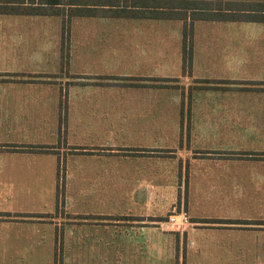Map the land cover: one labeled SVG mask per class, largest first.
<instances>
[{"label": "crops", "instance_id": "0c3cea01", "mask_svg": "<svg viewBox=\"0 0 264 264\" xmlns=\"http://www.w3.org/2000/svg\"><path fill=\"white\" fill-rule=\"evenodd\" d=\"M167 1L157 7L132 4L130 15L0 14L40 20L51 30L44 50L19 51L33 61L23 58L20 69L0 78V264H150L162 254L161 244L175 236L184 242L186 232L196 230L193 225L185 232L171 228L165 218L176 209H185L191 221H222L225 229L236 221L243 234L264 241V231L252 233L264 230V21L231 15L239 13L233 8L238 3L231 1L208 0V12L222 15L212 19L196 18L201 1ZM241 2L238 8L255 13L260 8L254 5H264ZM185 25L191 26V39L199 25L210 27L204 37L214 39L211 43L217 37L223 41L191 44L185 65L179 40ZM238 46L243 65L230 68L226 62ZM192 67L199 73L200 92L191 96L183 92ZM236 68L241 76L231 78ZM216 77H221L216 84L208 83ZM63 85L82 93L64 96L58 89ZM83 102L89 107L79 108ZM44 124L49 136L56 134L46 145L60 140L94 156L97 151L119 154L125 145L133 149L129 172L114 169L108 177L99 176L119 198L128 196V210L99 213L98 218L106 213L108 218L90 222L79 220L84 209L68 213L69 206L57 205V193L66 192L69 180L59 178L57 160L48 163L53 160L44 161L40 150L32 149ZM85 132L94 137H83ZM99 133L110 134L102 138ZM123 136L130 142H122ZM91 158L99 159L85 157ZM86 180L91 178L70 181ZM126 182L129 189L122 190ZM40 194L52 198L55 209L37 214L43 217L11 206L15 199ZM59 208L71 217L61 212L54 217ZM75 228L82 232L73 238L68 229ZM70 239L79 246L91 240V246L71 253Z\"/></svg>", "mask_w": 264, "mask_h": 264}, {"label": "rangeland", "instance_id": "374dc122", "mask_svg": "<svg viewBox=\"0 0 264 264\" xmlns=\"http://www.w3.org/2000/svg\"><path fill=\"white\" fill-rule=\"evenodd\" d=\"M14 1V0H11ZM27 1V0H26ZM30 1V0H28ZM34 1H40V0H34ZM122 1V0H121ZM156 1V2H155ZM124 0L123 4H135V3H149L150 5H160L162 4L163 0ZM169 1V0H168ZM167 1V2H168ZM196 3H201L203 1L208 0H194ZM201 1V2H199ZM211 1V0H209ZM215 1V0H212ZM225 1H231L233 3H244L241 1H260L264 2V0H224ZM62 6L55 7V6H48L45 7V10L47 12H58L59 14H68L69 11H71L67 6V2L69 3H83V4H90V3H99V1H93V0H61ZM102 2V1H101ZM135 2V3H134ZM113 3H118V0H114ZM120 3V2H119ZM255 3V2H253ZM257 4H259L257 2ZM254 5L256 9L261 8L264 9V5L261 4ZM236 10H238L237 5L234 4V7ZM192 16H196V14L192 13ZM59 25H62L63 35L65 34V25L66 22H60ZM210 27L205 29V26H196V30L193 31V38L191 39V44L194 47H200L199 45H205L206 42H208L209 45L221 43L223 40L219 39L220 37H217L213 43H211V40L214 39H207L204 36L205 30H209ZM50 29L48 23L41 22L40 20H25L24 18L22 20H16L13 17H7V16H0V78L7 75V71L11 70H17L16 68H21L20 66L23 64L24 59H27L30 62V60L33 61L31 56L24 57L25 54L20 55L19 51L23 48H27L28 46L39 48V46H42L43 48H46L48 46L47 41L50 37ZM252 35L258 34V30L255 32L252 31ZM65 37V35L63 36ZM41 40V43L37 42V40ZM36 39V40H34ZM45 40V41H44ZM182 44V37L179 39ZM233 40L241 41V38H235ZM253 41H259V38L251 39ZM64 46V43H63ZM192 47V48H193ZM239 48L233 49L234 52L237 54L236 56H232L229 58V60L226 62V65H229L230 68L232 66L241 67L243 65V56L242 54L243 48L238 46ZM44 50V49H43ZM244 50L247 52V48L245 47ZM65 50L63 49V52ZM66 53V52H65ZM65 53L63 54V63L65 62ZM24 58V59H23ZM235 58V59H234ZM38 62V61H37ZM188 65V64H186ZM46 66V63L44 64V67ZM39 67V65H38ZM220 67H217V70H221ZM233 75L229 73V76L231 78H240L241 73L240 69H233ZM238 72V73H236ZM5 74V75H4ZM64 74V73H63ZM199 73H195L194 69L192 67L191 73L188 74L189 79H191V82L188 83L190 86L185 90L187 95H193L200 92L199 88H197ZM221 77H216V79H210L208 83L210 84H216L218 79ZM225 79V78H223ZM157 81H160V83H164L166 80L164 79H156ZM171 82H174L171 80ZM161 85V84H160ZM159 86V85H157ZM70 86L69 85H63V87L58 86L59 92L60 90H64V96L67 95H74L77 92L74 90L69 91ZM95 91V90H94ZM204 93V90L202 91ZM92 93V92H90ZM96 93V92H94ZM66 103H62L63 107L65 108ZM88 108L89 104H86L85 102L80 103L79 108ZM62 109V108H61ZM41 135L38 141V144L33 145V150H40L43 155L44 161L52 159L53 161H46L48 163H54L57 160V165H59V178L64 180H69L68 188L65 192V190H62V192L57 193V205L59 206H69L68 213L74 212L75 209H84L82 210L85 213L79 212L81 214L79 216V220H83V218L90 220L93 219H106L108 217L107 213L104 217L98 218L101 214H104V212L112 211L114 212V209H122V210H128L129 209V201L130 199L128 196L122 195L121 198H119L118 195H115L112 192V189H109L107 186H110L109 181H102L103 178H99V176H106L108 177L109 174H111V171L115 170H126L129 172V169L132 168V165H129V156L131 157V152L133 149L127 147L128 145H125L123 149H120L119 154H106L99 152V156H94L92 153H85L83 151L84 147H73V146H64L60 145V140L58 141L57 145H46L44 142H47L48 140H51V138L55 139L56 134L49 136V127L44 124L41 128ZM58 135H60V130L57 131ZM110 133H99L98 135L102 138L108 136ZM89 135L93 138L94 135L88 132H85L83 134V137L89 138ZM124 135V134H122ZM57 139V138H56ZM89 139H87L88 142ZM122 142L129 143V136H123ZM89 145V144H88ZM55 146L54 151H48L51 147ZM74 148H78V152L74 151ZM97 154V153H95ZM85 157H97L85 159ZM102 160V161H101ZM43 161V164L46 163ZM121 161V163H120ZM41 168V170H44L45 168L42 167H36ZM81 177H90L91 181L86 180L85 182H72L70 181L72 178H77L79 181V178ZM130 186V183H122V190H128ZM118 189V188H117ZM43 195V196H42ZM66 196V197H65ZM115 202H119L115 203ZM15 209L20 210H26L27 212H32L35 215H28L33 217H39V216H45V214L37 215L39 212H49L52 211L54 208H51L52 206V198H46L44 197V194H40L39 196L35 195L34 197H22L21 199H15L14 205H11ZM119 206V207H118ZM55 210V209H54ZM53 210V211H54ZM64 209L59 208L56 210L54 217H59L62 213V216L70 218V215H64L63 211ZM175 212H184V215L187 217L188 221L186 222H178V224H172L168 223L171 228L180 230V231H186L187 228H189L191 225H193L196 230L190 229L185 234V239L183 242L180 241L177 242V237L175 236L172 240L169 242H164L160 245L159 249L161 250L162 254L160 256H155L150 264H262L264 262V241H260V238L255 237L251 238V236H247V234H243L242 229H239L235 227L236 221H231L233 226L231 228H223L222 227V221H204V220H197V221H191L189 218V215L185 209H181L180 211ZM58 211V212H57ZM61 212V213H60ZM172 211L167 214L165 220L168 221L169 215H171ZM24 214V213H23ZM28 214V213H25ZM90 214V215H89ZM0 215L2 213L0 212ZM181 216V215H180ZM175 220H181L177 217ZM1 221V219H0ZM193 222H195L193 224ZM240 222V221H239ZM261 226L264 227V221H261ZM81 224V223H78ZM91 223L87 224V227H91ZM192 226V227H193ZM83 230H86L83 229ZM223 230H228V232H222ZM71 232L70 235L73 238L78 237L79 232H82L79 230V228L75 229H68V232ZM263 229H257L256 231H253L252 233H262ZM213 232V233H209ZM223 233H232L228 237L225 236ZM252 235V234H249ZM74 239H70L71 243V253L78 252L80 249L83 251L84 244L91 246V240H87L86 243H82L80 246L77 245V243L73 242ZM156 250V248H155ZM130 252V251H129Z\"/></svg>", "mask_w": 264, "mask_h": 264}, {"label": "trees", "instance_id": "16d2710c", "mask_svg": "<svg viewBox=\"0 0 264 264\" xmlns=\"http://www.w3.org/2000/svg\"><path fill=\"white\" fill-rule=\"evenodd\" d=\"M60 1L61 0H40V1L0 0V14L2 13H16V14L22 13V14H42V15L59 14L58 12H47L45 10V7L62 6L61 5L62 2ZM93 1H99V0H93ZM182 1H183V4L185 5L188 3L192 5L195 2V1L191 2L192 0H182ZM113 2L114 0H100L99 3H90V4L74 3V2L68 3L67 2V6L69 8H72L70 9L71 11L68 12V14L70 15H94L96 13H103V14L116 13V14L130 15V14L135 13L133 11L134 9H132L134 8V5L132 6V4H123L124 0L122 1L118 0V3H113ZM151 6L155 7V5H151ZM157 6L158 5H156V7ZM202 6L203 7H200L201 9H199L201 10L200 11L201 13H199L200 15L196 18L212 19L213 17L215 18V16H217L218 18L222 16L218 12L213 13L214 15L208 12L210 9L209 8L210 2L208 1L202 2ZM238 9H239L238 10L239 13H235V12H232V13L228 12V13H230L231 15L233 14V16L236 14H239L240 16H246L245 19H249V20L264 21V9L260 8L258 9L259 12H256V13L254 11H244V9H242L241 6H239ZM248 12H251V13H248ZM233 19L237 20L236 18H233ZM182 51H183V59H184L185 65L186 63L189 65L190 57H191V26L186 27L185 25L184 27L183 39H182Z\"/></svg>", "mask_w": 264, "mask_h": 264}, {"label": "built area", "instance_id": "2783aa9c", "mask_svg": "<svg viewBox=\"0 0 264 264\" xmlns=\"http://www.w3.org/2000/svg\"><path fill=\"white\" fill-rule=\"evenodd\" d=\"M180 212H175V211H172V213H171V215H169V217H168V222H170V223H172V224H178V222H180V223H182V222H186V221H188V219H187V217L184 215V212L182 213L181 212V214H179ZM181 215V216H180ZM178 218V219H180L181 218V220H175V218Z\"/></svg>", "mask_w": 264, "mask_h": 264}]
</instances>
